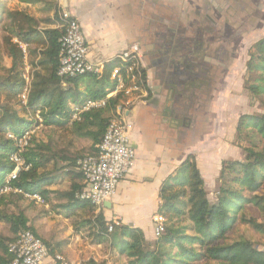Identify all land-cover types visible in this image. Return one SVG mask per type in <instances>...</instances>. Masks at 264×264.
Segmentation results:
<instances>
[{"label":"trees","instance_id":"16d2710c","mask_svg":"<svg viewBox=\"0 0 264 264\" xmlns=\"http://www.w3.org/2000/svg\"><path fill=\"white\" fill-rule=\"evenodd\" d=\"M22 1L42 3V9L53 16L38 19L26 10L7 9L0 4V188L11 187L0 193V220L8 223L14 234L10 240L0 233V264L11 263L13 254L8 244L22 230L36 233L28 224L25 211H9V203H15L14 198L37 202L32 197L36 194L44 200L42 204L50 202L53 191L47 187L63 183L66 174L71 183L68 189L58 192L59 199H66L70 208L88 210L90 217L86 222L95 240L113 244L128 257L129 264H264V247H257L251 238L230 236L239 224L264 233V222L248 214L249 208L256 207L264 215V194H251L259 191L264 181V150L259 146L264 143V113L241 115L236 139L248 143L242 146L246 155L244 160L222 161L215 201L208 198L195 155H190L176 174L164 182L159 213L166 219L165 231L152 245L141 229L108 221L102 212L95 213L96 206L78 197L84 188L79 161L99 152L109 121L125 97L123 93L111 97L105 107L84 111L79 118H74L73 106L89 98L105 97L106 89L114 84L113 69L122 66L120 60L106 62L100 74L61 77L58 70L64 22L58 0ZM6 56L12 60L10 67L3 64ZM248 57L244 87L252 99L262 100L264 37L250 47ZM27 65L32 70L29 80L25 77ZM140 71L145 83V69L140 67ZM20 103L22 111L17 108ZM35 124L58 129V137L32 145V133L28 144L22 145L21 139L33 131L29 128ZM82 139L90 140V145L71 151L75 142ZM60 141L64 143L62 148L58 147ZM15 154L23 160L24 167L16 179L7 182L8 173L16 167L11 159ZM110 225L112 232L108 231Z\"/></svg>","mask_w":264,"mask_h":264},{"label":"crops","instance_id":"0c3cea01","mask_svg":"<svg viewBox=\"0 0 264 264\" xmlns=\"http://www.w3.org/2000/svg\"><path fill=\"white\" fill-rule=\"evenodd\" d=\"M0 4L6 5L7 9L27 11V6L32 3L0 0ZM63 5L80 21L93 59L109 62L131 44L142 42L143 45L144 41L152 39V43L150 41L146 45L147 55L142 52L146 72L143 99L131 106L127 113L128 137L136 149L135 163L120 182L116 193L102 207H97L95 213L102 212L108 221L141 229L146 240L153 245L157 240L154 218L160 214V191L164 182L176 174L190 155H195L208 192V187H216L222 161L230 158H222L221 146L222 97H230L231 85L230 73L226 75L222 72L229 63L222 57V42L228 41L229 46L234 40L231 24L234 19L230 18L232 9L242 7L245 11L247 8L264 11V0H198L195 13L194 7L188 5L187 14H182L180 19L174 17V20L187 27L188 41H193L197 29L200 30L201 40L197 51L190 49L179 54L160 47L169 39L167 31L175 29L174 20L170 21L165 13H161V8L168 6L173 11V3L156 5L152 0H146L144 4H140L139 0H64ZM49 15L53 16V13ZM163 19H168L170 23L162 22ZM245 23L250 25L247 36L254 39L249 52L250 47L264 37V29L259 26L261 21L258 18ZM57 26L53 23L48 27ZM232 57L234 52L229 51L228 58ZM155 59L162 60L155 63ZM184 59L190 63L189 67H172L171 60H183L184 63ZM11 64V58L6 56L4 65L10 67ZM29 67L27 65L28 73ZM29 74H25L27 80L30 79ZM83 142L76 141L73 151L91 143L90 140ZM226 152L232 153L230 150L223 153ZM63 183L68 186L63 189L56 187ZM63 183L47 187L53 191L50 200L52 208L47 213L45 209L38 215L26 214L28 224L49 244L47 263L55 264V255L61 254L75 262L129 264L128 257L120 254L113 244L95 240L86 222L90 217L88 210L70 208L66 199H59L58 192L70 186V176L66 174ZM51 214L53 217L50 219L46 217Z\"/></svg>","mask_w":264,"mask_h":264},{"label":"built area","instance_id":"2783aa9c","mask_svg":"<svg viewBox=\"0 0 264 264\" xmlns=\"http://www.w3.org/2000/svg\"><path fill=\"white\" fill-rule=\"evenodd\" d=\"M64 0H58L60 17L64 22V32L60 38V65L58 74L61 77H75L87 73L100 74L105 68L103 61L90 57V45L80 21L64 8ZM122 66L113 69L111 78L113 86L106 89V96L89 98L74 105V118L92 108L107 105L108 99L123 93L124 99L116 108V114L109 121L108 127L99 144L97 154L88 155L79 161L84 179V188L78 197L89 201L96 207H102L117 191L120 182L130 173L136 159V149L128 137L129 123L127 113L131 106L143 99L145 83L140 71L142 50L139 43H133L115 57ZM33 131H28L21 139L22 145H27ZM16 167L10 172L7 182L16 179L24 167V162L18 155L11 158ZM11 187L0 188V193L10 191ZM21 191V190H16ZM29 196V194H27ZM38 203L44 200L38 194L32 196ZM155 235L160 237L165 231V217L156 215ZM114 224L119 225L117 221ZM113 231V225L109 226ZM13 254L10 264H48L49 248L44 240L30 229L22 230L8 244ZM55 264H99L90 261H72L64 255H55Z\"/></svg>","mask_w":264,"mask_h":264},{"label":"rangeland","instance_id":"374dc122","mask_svg":"<svg viewBox=\"0 0 264 264\" xmlns=\"http://www.w3.org/2000/svg\"><path fill=\"white\" fill-rule=\"evenodd\" d=\"M139 1H140V4L141 3L144 4L146 2V0H139ZM153 1H154V4L156 5H160L161 2H162V5H168V3L171 5V3H173L172 10L175 13H179L181 15L187 14L186 11L188 10V5L189 6L191 5L194 7L193 8L194 13L197 11L196 5H197L198 0H152V2ZM43 6L44 4L42 3L31 4L27 6V11L31 12L32 14L40 18L42 17L45 18L51 12H48L47 10L42 9ZM149 9L152 10V8H149ZM247 9L246 11L242 7L232 9L233 13L230 14V18L234 19V23H231V24L233 26L232 31H233V34L235 33V36H233L232 34L231 37L233 36L234 38L232 39L234 40L231 42V45L229 46H228V41H223L222 49H221L222 57H225L226 60H229V63L226 65L227 68L222 69V72L226 75L230 73V75L228 76L230 77L229 80L231 82L230 91H229L230 97L229 98L222 97L221 123H220L222 158L229 156L230 157V158L228 157L229 159H239V160L241 159L244 160V156L246 155V153L243 152L242 146L245 145V143L246 145H248L246 140L242 141L243 139H238V140L236 139V129H237V125H238L241 115L264 113V98L262 100L252 99L250 97L249 92L244 87V83L248 79V73L246 70V61L248 60L247 58H249L248 48L250 44L254 41L253 38H250L249 36H247L249 34L248 28L250 25H247L245 21H251V19L258 18L261 21V24L259 26L263 30L264 29V11H260L258 9L257 10L256 9L247 10ZM151 10L148 11V14L151 12ZM168 12H171V9H169ZM257 12H260V13H257ZM153 13L155 14V12L152 11V15H154ZM161 13H165L164 8L161 9ZM226 14L228 15V11L226 12ZM195 15L196 14H194V16ZM49 25L51 24L50 23L43 24V26H49ZM159 26H162V25H159ZM150 41L152 43L151 38L148 41H144L143 45H142V42H140V44L142 45L144 49L143 53H145V55H147L146 45ZM229 51L231 53L234 52V57L230 59L228 58ZM0 64H1V61H0ZM3 64H4V61H3ZM140 67H144L143 57H142ZM27 70L28 69L26 68L25 70L26 75L32 72L31 67H29V73ZM227 70H229L230 72H227ZM22 105H23L22 103L17 105V108L20 109V111H22ZM29 129L34 131L32 135V140L34 139V142L32 145H34L36 141L37 142L39 141L48 142L52 138L54 139V137H56L57 135L55 132L58 131V129H55L54 127L45 126L43 124H40V125L35 124ZM84 140L86 139L81 140L82 144H84L83 142ZM256 141L257 143H259L258 140ZM63 144L64 143L60 141V143L58 144V147L62 148L64 146ZM259 146L260 148L264 150V143L260 144ZM84 148H86V146H84ZM73 149L74 147L71 148V151H73ZM228 150L232 151V153H227V152L225 154L223 153L224 151H228ZM235 156H237L238 158H234ZM221 166H222V163H221ZM9 174L10 173H8L6 177V181L9 178ZM216 185H217V181H216ZM67 186H68L67 183H63L56 187H59L58 189H63L62 187H67ZM208 188H209L208 198L211 201H215L216 196H217V193H216L217 186L214 188H212V186ZM257 192L264 194V181L262 182L259 188V191L251 192V194H254ZM14 201L15 203H11V202L9 203L7 207L9 211L14 212V211L23 209L26 214L38 215L40 213H44L43 211H45V209L47 213V211H49L52 208L50 202H45V204H42V203L36 202L32 198H20V199L14 198ZM59 203H60V200H59ZM248 214H250L253 217L258 218L259 221L264 222V215L258 208L256 207L249 208ZM46 217L50 219L53 216L51 214ZM0 233L6 236L7 238H9L10 240L14 237V234L12 233L10 229V225L6 223L5 221H1V220H0ZM230 236H231V239H236V238H239L240 236L251 238L254 241L255 245H257V247H260V248L264 247V233L261 234L260 232L256 231L248 224H239L236 227V229H234L233 232L230 233ZM105 249H106V246H105Z\"/></svg>","mask_w":264,"mask_h":264},{"label":"flooded vegetation","instance_id":"af4514ba","mask_svg":"<svg viewBox=\"0 0 264 264\" xmlns=\"http://www.w3.org/2000/svg\"><path fill=\"white\" fill-rule=\"evenodd\" d=\"M164 9H165L166 16L169 17V19H171L170 21H173L174 17L176 19L181 18V14H179V13H175L174 11L168 12L170 9L168 6H164ZM162 22L170 23L168 21V19H163ZM173 22H175V23H173L174 24L173 26L175 29H173L172 31H171V29L169 31H167V36H169V39L166 43H163V45L160 47L165 48V50H167V51H169L171 49V50L175 51L174 53H177V54L185 53L187 50H190V49H191L190 51H192V52L197 51L199 49L198 43L201 40V35L199 33L200 30H198V29L195 30V37H194V39L192 38L193 41L192 40L188 41L186 39L187 38L186 37L187 27L183 26L179 22H176L175 20ZM159 39H162V37H160ZM139 45H140V48L142 50L143 49L142 45L140 43H139ZM191 45H192V47L190 48L189 46H191ZM143 50H142V52H143ZM221 52H222V50H221ZM161 60L162 59H160L159 61H161ZM159 61L157 59L154 60L155 63H157ZM182 61H176V60L172 61L171 60V62H173L172 67H182V66L189 67L190 66V63H188L185 59H184V63Z\"/></svg>","mask_w":264,"mask_h":264}]
</instances>
